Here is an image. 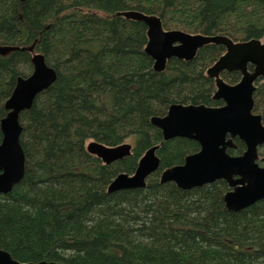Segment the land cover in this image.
I'll use <instances>...</instances> for the list:
<instances>
[{
    "label": "trees",
    "instance_id": "1",
    "mask_svg": "<svg viewBox=\"0 0 264 264\" xmlns=\"http://www.w3.org/2000/svg\"><path fill=\"white\" fill-rule=\"evenodd\" d=\"M127 11L159 17L167 31L264 39V0H0V46L34 47L58 75L20 116L25 175L0 194V250L24 264H264V200L235 213L224 203L225 181L190 191L161 183L200 146L164 141L151 119L172 105L222 107L206 73L225 48L208 45L158 73L148 29L118 15ZM32 71L27 50L0 55V146L6 102ZM222 78L237 85L242 76ZM256 88L254 113L264 123V82ZM89 141H133L132 155L106 166L87 152ZM235 143L229 153L241 156L246 146ZM154 146L160 168L146 187L109 193Z\"/></svg>",
    "mask_w": 264,
    "mask_h": 264
},
{
    "label": "water",
    "instance_id": "2",
    "mask_svg": "<svg viewBox=\"0 0 264 264\" xmlns=\"http://www.w3.org/2000/svg\"><path fill=\"white\" fill-rule=\"evenodd\" d=\"M128 20L143 22L148 27L149 42L146 53L154 60V70L163 73L168 61L179 59L193 61L197 52L206 45H222L226 54L207 71L215 80L217 91L214 100L223 101L221 108L204 105H172L164 117L152 118V125L162 131L165 141L183 138L197 142L200 152L186 158L182 166L173 167L164 173L162 183H176L189 191L217 181L224 180L231 191L224 202L230 212H241L264 200V167L257 161L258 151L264 146V125L262 117L253 113L255 83L264 80V43L253 39L235 43L228 37L203 35L192 36L181 31L166 32L160 18L134 13L126 15ZM25 48L0 46V55L7 56ZM34 53V48L29 49ZM33 74L19 78L13 95L6 103L9 111L2 121L3 142L0 146V194H9L21 183L25 175V155L21 146L23 128L20 114L32 108L38 95L48 90L57 80L54 69L46 64L42 54H33ZM254 66L249 71L248 66ZM240 72L241 82L236 86L226 84L220 77L222 72ZM246 145V152L239 157L228 153L235 149V140ZM158 147L148 150L141 159L134 178L118 175L110 192L129 189H143L146 179L160 166L156 156ZM87 150L106 165L131 155L132 146L124 144L108 147L91 142ZM264 163V159L262 160ZM0 264H24L0 250ZM34 264V263H28ZM36 264H64L41 262Z\"/></svg>",
    "mask_w": 264,
    "mask_h": 264
},
{
    "label": "bare ground",
    "instance_id": "3",
    "mask_svg": "<svg viewBox=\"0 0 264 264\" xmlns=\"http://www.w3.org/2000/svg\"><path fill=\"white\" fill-rule=\"evenodd\" d=\"M134 13H139V14H143V15H146V14H144V13H141V12H138V11H127V12H122V13H119L118 15L119 16H121V17H123V18H125L126 17V15H129V14H134ZM147 16H149V15H147ZM150 17H156V16H150ZM159 18V17H158ZM126 19V18H125ZM215 65V64H214ZM213 65V66H214ZM56 71V70H55ZM56 75H57V72H56ZM57 77H58V75H57ZM262 117V116H261ZM151 121H152V119H151ZM132 146V145H131ZM114 147H116V146H114ZM159 148H160V146L158 147V149H157V151L159 150ZM132 150H133V146H132ZM132 150H131V155H132ZM157 151H156V156H157ZM130 155V156H131ZM158 157V156H157ZM158 159H159V157H158ZM160 160V159H159ZM261 163V162H260ZM139 164H140V162H139ZM139 164H138V168H139ZM175 167H177V166H175ZM138 168H137V170H136V172H135V174L134 175H127V174H120V175H125V176H127L128 178H134L135 176H136V174H137V171H138ZM159 168H160V166H159ZM173 168V167H172ZM169 169H171V168H169ZM169 169H167V170H169ZM159 170V169H158ZM157 170V171H158ZM167 170H165L163 173H162V175H161V183H162V180H163V176H164V173L167 171ZM156 171V172H157ZM148 179V178H147ZM147 179H146V181H145V187H146V183H147ZM115 182V180L114 181H112V183H111V185L113 184ZM171 183H173V182H171ZM162 184H165V183H162ZM174 184H176V183H174ZM111 185L109 186V193H114V192H110V187H111ZM176 186H177V184H176ZM144 187V188H145ZM178 187V186H177ZM179 188V187H178ZM119 191H121V190H119ZM117 192V191H116Z\"/></svg>",
    "mask_w": 264,
    "mask_h": 264
},
{
    "label": "rangeland",
    "instance_id": "4",
    "mask_svg": "<svg viewBox=\"0 0 264 264\" xmlns=\"http://www.w3.org/2000/svg\"><path fill=\"white\" fill-rule=\"evenodd\" d=\"M128 143L132 144V142H131V141H128ZM262 154L264 155V151H262Z\"/></svg>",
    "mask_w": 264,
    "mask_h": 264
}]
</instances>
